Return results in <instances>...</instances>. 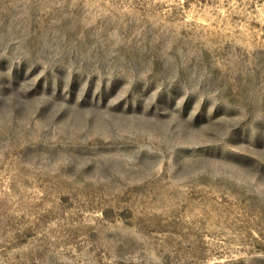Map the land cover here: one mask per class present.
I'll return each mask as SVG.
<instances>
[{"label":"rangeland","instance_id":"rangeland-1","mask_svg":"<svg viewBox=\"0 0 264 264\" xmlns=\"http://www.w3.org/2000/svg\"><path fill=\"white\" fill-rule=\"evenodd\" d=\"M0 264H264V0H0Z\"/></svg>","mask_w":264,"mask_h":264}]
</instances>
